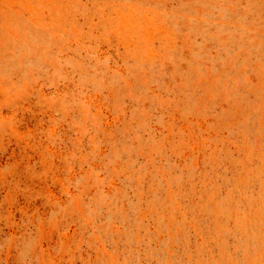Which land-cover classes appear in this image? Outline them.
<instances>
[{
    "label": "rangeland",
    "instance_id": "374dc122",
    "mask_svg": "<svg viewBox=\"0 0 264 264\" xmlns=\"http://www.w3.org/2000/svg\"><path fill=\"white\" fill-rule=\"evenodd\" d=\"M0 264H264V0H0Z\"/></svg>",
    "mask_w": 264,
    "mask_h": 264
}]
</instances>
